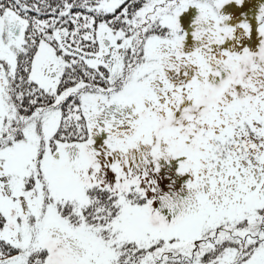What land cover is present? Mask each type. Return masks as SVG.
<instances>
[{
  "label": "snow or ice",
  "instance_id": "obj_1",
  "mask_svg": "<svg viewBox=\"0 0 264 264\" xmlns=\"http://www.w3.org/2000/svg\"><path fill=\"white\" fill-rule=\"evenodd\" d=\"M0 264H264V0H0Z\"/></svg>",
  "mask_w": 264,
  "mask_h": 264
}]
</instances>
